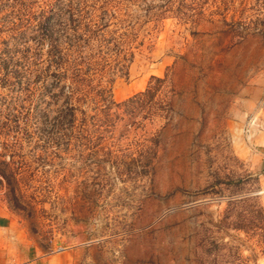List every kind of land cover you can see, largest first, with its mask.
I'll list each match as a JSON object with an SVG mask.
<instances>
[{
    "label": "rangeland",
    "instance_id": "1",
    "mask_svg": "<svg viewBox=\"0 0 264 264\" xmlns=\"http://www.w3.org/2000/svg\"><path fill=\"white\" fill-rule=\"evenodd\" d=\"M78 15L93 50L108 41L92 85L113 102L80 104L99 120L83 128L50 63ZM263 115L264 0H0V245L42 264H264Z\"/></svg>",
    "mask_w": 264,
    "mask_h": 264
},
{
    "label": "trees",
    "instance_id": "2",
    "mask_svg": "<svg viewBox=\"0 0 264 264\" xmlns=\"http://www.w3.org/2000/svg\"><path fill=\"white\" fill-rule=\"evenodd\" d=\"M92 20L87 16H73L70 18L69 34L65 36L62 42L63 47H55L52 51L53 60L50 62L53 68L52 75L56 78L58 89L66 87L67 100L64 108V117L70 123V126L84 127L91 119L92 123H97L95 115L93 118L85 117V110L80 108V104L92 101V105L97 106V112H105L109 110L113 102L108 99V93L100 84L99 80L96 85L92 82L102 75L106 66V58L103 49L108 50V41L105 39L98 40V50L91 47L92 38L96 36L92 32ZM59 45V44H58ZM116 50L117 46L115 47ZM95 51V52H94ZM103 52V53H102ZM117 56L121 53L117 51ZM67 83V84H66ZM101 85V86H100ZM94 93V94H93ZM95 98H91V95ZM109 97V96H108ZM80 114V118L76 119L75 114ZM89 120H88V119Z\"/></svg>",
    "mask_w": 264,
    "mask_h": 264
},
{
    "label": "crops",
    "instance_id": "3",
    "mask_svg": "<svg viewBox=\"0 0 264 264\" xmlns=\"http://www.w3.org/2000/svg\"><path fill=\"white\" fill-rule=\"evenodd\" d=\"M255 128V127H252ZM250 130H253V129ZM256 134L258 140L255 142L256 146L254 152L256 157L264 164V115L260 124L256 126ZM38 258L29 259L21 254H17L16 250H10L9 248L0 245V264H42Z\"/></svg>",
    "mask_w": 264,
    "mask_h": 264
}]
</instances>
